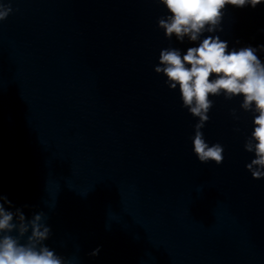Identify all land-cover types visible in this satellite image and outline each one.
Instances as JSON below:
<instances>
[{"label":"clouds","instance_id":"1","mask_svg":"<svg viewBox=\"0 0 264 264\" xmlns=\"http://www.w3.org/2000/svg\"><path fill=\"white\" fill-rule=\"evenodd\" d=\"M154 2L162 4L169 13L157 22L166 38L171 40L175 36L182 43L187 37L190 42H199L198 46L188 47L184 54L175 47L162 49L159 65L154 68L155 73L166 77L170 90L179 89L182 107L198 118L192 138L194 154L204 164L223 162V146L220 143L209 146L202 129L210 119L208 113L214 106L212 97L223 95L229 101L242 97L240 109L253 114V130L245 140L244 149L254 153V158L246 164V169L254 179L264 178V62L257 55L258 51H264V45L229 50L227 41L212 35L222 31L220 25L228 5L255 8L264 0ZM10 4L11 0L7 4L0 3V21L12 13ZM205 33L209 35L204 36ZM231 115L239 119L235 108L231 109ZM5 204L11 207V201L0 195V264H69L45 244L51 228L45 222L44 212L27 219L22 209L7 210ZM14 232L16 235L12 234ZM98 252L99 248L92 255Z\"/></svg>","mask_w":264,"mask_h":264}]
</instances>
